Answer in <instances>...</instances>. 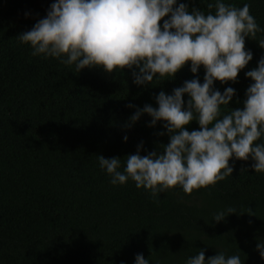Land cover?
<instances>
[{
  "label": "trees",
  "instance_id": "trees-1",
  "mask_svg": "<svg viewBox=\"0 0 264 264\" xmlns=\"http://www.w3.org/2000/svg\"><path fill=\"white\" fill-rule=\"evenodd\" d=\"M54 2L0 0V264H135L137 254L152 264H184L201 249L206 259L226 251L244 264H264L256 251L264 239V174L254 173L252 161H230L232 177L214 188L187 195L177 187L156 198L131 180L113 186L98 163V156L126 159L141 143V155L162 151L170 141L159 135L166 133L164 122L149 127L145 114L128 126L130 117L136 108L158 107L161 91L171 94L197 77L203 83V66L193 74L189 62L173 79L144 87L133 83L127 68L78 73L74 65L33 57L17 37L45 18ZM179 2L207 12L214 0ZM226 2L250 4L264 29V0ZM261 40L264 31L246 38L253 60L236 83L215 82L221 93L235 89L230 109L243 108L253 83L245 73L264 57ZM186 128L199 125L193 121ZM229 206L238 214L212 221ZM248 208L257 216L244 213Z\"/></svg>",
  "mask_w": 264,
  "mask_h": 264
},
{
  "label": "clouds",
  "instance_id": "clouds-1",
  "mask_svg": "<svg viewBox=\"0 0 264 264\" xmlns=\"http://www.w3.org/2000/svg\"><path fill=\"white\" fill-rule=\"evenodd\" d=\"M250 8L248 3L237 7L226 0L208 3L207 12L190 10L179 0H56L45 18L17 38L30 46L33 57L74 65L78 73L97 68L122 73L127 68L137 86L171 80L189 62L193 74L203 66V83L197 77L171 94L161 91L155 97L158 107L136 108L130 117L128 126L145 114L151 117L149 127L164 122L166 133L159 135H169L170 141L160 146L162 151L141 155V143L136 154L126 159L98 156L100 169L113 186L131 180L153 198L177 187L192 195L232 177V160L252 161L254 173L264 174V57L245 73L253 83L246 90L242 109L228 107L236 96L234 88L227 87L223 93L215 88L216 81L236 83L253 60L246 38L264 29ZM258 44L264 48V40ZM222 106L230 111L223 113ZM193 121L199 130L190 132L186 126ZM244 213L257 216L251 208ZM231 214H238L234 207L220 209L212 221L220 223ZM256 251L264 259V239L258 241ZM135 264L152 261L137 254ZM184 264H244V260L226 251L206 259L201 249Z\"/></svg>",
  "mask_w": 264,
  "mask_h": 264
}]
</instances>
